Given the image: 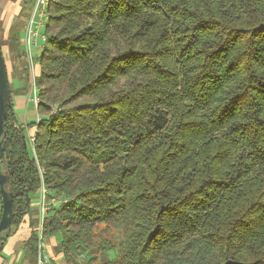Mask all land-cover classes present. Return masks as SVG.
Returning <instances> with one entry per match:
<instances>
[{"label": "trees", "instance_id": "16d2710c", "mask_svg": "<svg viewBox=\"0 0 264 264\" xmlns=\"http://www.w3.org/2000/svg\"><path fill=\"white\" fill-rule=\"evenodd\" d=\"M44 34L32 151L12 88L5 120L9 237L44 183L66 264H264V0H49Z\"/></svg>", "mask_w": 264, "mask_h": 264}, {"label": "rangeland", "instance_id": "374dc122", "mask_svg": "<svg viewBox=\"0 0 264 264\" xmlns=\"http://www.w3.org/2000/svg\"><path fill=\"white\" fill-rule=\"evenodd\" d=\"M5 1L6 0H1L0 4H1V8H0V29L2 31L1 36H2V43H3V49H4V57L6 60V64H7V69H8V75H9V81H10V85L12 90L15 92L14 97L13 98V103H14V113L17 119V122L19 124L25 125V137L28 140V150L29 152L32 151V137H33V133L34 130L36 129L35 126H30V122L32 121H37L40 117V115L37 114V108H36V102L35 100L32 98L33 95V91L32 88L34 87V84L36 85V76L38 74V66L36 65V57L39 55L40 53V47L43 46L44 41L42 40L41 37L37 38V44L32 46V56L34 57L33 62L34 65L31 68V63L27 57V66L29 68V85L27 88V92H20L19 93V86H21V66L18 65L17 62H15V57H14V53H12V46L10 47V45L8 44L9 42L7 41V36H6V30L4 28V24H3V10H4V5H5ZM25 1V0H23ZM36 0H33V6H32V10L34 8V3ZM21 4V3H20ZM27 24V22H25ZM26 24H25V28H26ZM41 33H44V28L40 29ZM23 85V84H22ZM37 86V85H36ZM38 89V86H37ZM28 93V94H27ZM26 120V121H24ZM21 124V125H22ZM32 133V135H31ZM31 140V141H30ZM35 198V197H34ZM32 198V199H34ZM47 242L45 241L44 244H46ZM56 243V241H55ZM46 251V247L44 245V251ZM58 256V255H57ZM56 256V257H57ZM2 258V256L0 257ZM60 258V257H59ZM3 259L5 260L6 258ZM2 261V259H1ZM83 261V260H82ZM62 264H66L64 261Z\"/></svg>", "mask_w": 264, "mask_h": 264}, {"label": "crops", "instance_id": "0c3cea01", "mask_svg": "<svg viewBox=\"0 0 264 264\" xmlns=\"http://www.w3.org/2000/svg\"><path fill=\"white\" fill-rule=\"evenodd\" d=\"M23 2H24L23 0H6L5 1L2 19H3V24H4L3 26L6 31H9L14 18L17 16V14L19 13L21 9V5ZM0 8H1V4H0ZM24 37H25V25H24L23 36H22L23 46L25 50ZM18 124L19 123L17 122V125ZM30 206L31 207H30L29 213L24 216L23 221L20 223L18 228H16L13 231L12 235L9 237L3 249V255L6 257V259L4 260L3 257L0 258V264H30V262L27 259H23L22 247H23L24 242L30 237L33 229H36V230L38 229L39 217H40V205H39V193L38 192H37V196H35V198L32 199ZM34 223H35V226H33ZM45 241L47 243L45 244L46 251L44 252V256L49 259V263L50 264H62L63 263L62 258H59V256H57L54 251V246L56 244L55 238H48Z\"/></svg>", "mask_w": 264, "mask_h": 264}, {"label": "water", "instance_id": "95a60500", "mask_svg": "<svg viewBox=\"0 0 264 264\" xmlns=\"http://www.w3.org/2000/svg\"><path fill=\"white\" fill-rule=\"evenodd\" d=\"M8 107L12 108V94L7 64L0 40V192L2 196L0 253L11 233L12 221L15 216L13 191L10 184V177L4 164V160L6 159L5 140L7 136L5 120L7 118Z\"/></svg>", "mask_w": 264, "mask_h": 264}, {"label": "built area", "instance_id": "2783aa9c", "mask_svg": "<svg viewBox=\"0 0 264 264\" xmlns=\"http://www.w3.org/2000/svg\"><path fill=\"white\" fill-rule=\"evenodd\" d=\"M49 4V0H36L34 3V8L32 13L27 21L26 28H25V37H24V44H25V51L27 57L31 63V68L34 65L32 56V46L37 44V38L41 37L42 40H45V34L40 32L41 28H44L45 21L47 18V7ZM33 95L32 98L35 102H38V95H37V87L34 84L32 88ZM33 141V137H32ZM39 193V205H40V217H39V225L37 232L39 234V255H38V263L37 264H50L49 259L44 256V243L45 240L43 238V226H44V219L47 215V212L50 209V202L48 200V189L46 188L45 184L43 183L41 188L38 191Z\"/></svg>", "mask_w": 264, "mask_h": 264}]
</instances>
